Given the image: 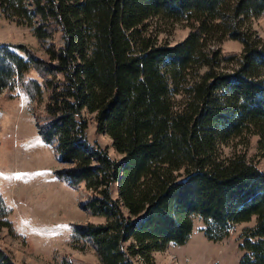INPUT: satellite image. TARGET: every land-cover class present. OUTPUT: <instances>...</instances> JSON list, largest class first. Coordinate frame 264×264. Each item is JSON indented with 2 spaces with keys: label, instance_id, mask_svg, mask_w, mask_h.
I'll return each instance as SVG.
<instances>
[{
  "label": "trees",
  "instance_id": "1",
  "mask_svg": "<svg viewBox=\"0 0 264 264\" xmlns=\"http://www.w3.org/2000/svg\"><path fill=\"white\" fill-rule=\"evenodd\" d=\"M0 17L43 48L0 44V94L27 97L41 141L67 166L57 178L102 220L71 226L72 242L98 264H154V252L188 242L195 218L212 241L253 222L238 264H264V171L218 153L241 137L264 147V45L251 27L264 0H0ZM153 19L188 32L159 44ZM225 39L241 51L208 49ZM86 115L119 160L89 142ZM10 213L0 193L1 226ZM0 264L17 263L0 248Z\"/></svg>",
  "mask_w": 264,
  "mask_h": 264
},
{
  "label": "rangeland",
  "instance_id": "2",
  "mask_svg": "<svg viewBox=\"0 0 264 264\" xmlns=\"http://www.w3.org/2000/svg\"><path fill=\"white\" fill-rule=\"evenodd\" d=\"M251 27L264 45V18L253 21ZM150 31L159 44L170 45L181 42L188 32L179 23L156 19L151 21ZM0 44L24 45L37 57L43 55V48L33 35L32 28L17 26L2 17ZM216 48L238 53L242 45L225 39L208 46L211 50ZM30 76L35 77V74L31 72ZM16 93L18 96L14 99L7 98L4 93L0 94V193L11 208L8 216L10 227L0 225V248L8 252L17 264H60L64 255L85 264H98L94 250L90 246L80 248L81 245L72 242L70 235L73 225L88 222L96 224L102 220L90 217L82 209L87 199V193L82 188L73 190L57 178L56 172L67 166L60 164L52 147L41 141L27 97L20 91ZM181 98L177 96V100ZM86 118L89 142L107 149L112 159L119 160L121 156L111 147L109 136L96 133L93 115H86ZM36 146L42 148L43 155L33 152L34 156L29 159L28 156L33 154L31 150ZM218 153L221 159L243 154L264 171V147L259 146L256 137H241L220 144ZM37 172L39 176L51 178L65 193V197L62 198L61 191L52 193L49 185L35 190L26 186V181L32 176L36 177ZM58 197L63 200L49 212H44L47 202ZM251 226L253 222L235 225L228 235L219 241H212L203 232L205 222L195 218L188 242L183 246L169 244L164 250L154 252L153 263L238 264L242 255L238 247L240 236L244 229ZM137 264L143 263L139 260Z\"/></svg>",
  "mask_w": 264,
  "mask_h": 264
},
{
  "label": "bare ground",
  "instance_id": "3",
  "mask_svg": "<svg viewBox=\"0 0 264 264\" xmlns=\"http://www.w3.org/2000/svg\"><path fill=\"white\" fill-rule=\"evenodd\" d=\"M33 150H31L32 153L34 152L35 154L43 155L42 148L40 146L34 147ZM34 153L32 155H30V156L27 155L28 158L30 159L31 157H33ZM38 165L42 166V163L38 162ZM46 185H49L51 187V192L52 193H55L56 191H61L62 195H63L62 198L65 197L64 196L65 193L56 185V183L51 178H44L43 176H39V172H37L36 177L32 176L30 180L28 179L26 181V186H28L31 190H33V189L35 190L37 188H41L42 189ZM62 198L61 197L60 198L59 197L58 198H53V199H51V201H48L47 205H46L47 209L44 212H49L50 209L54 208L57 205L58 202H61V200H63Z\"/></svg>",
  "mask_w": 264,
  "mask_h": 264
}]
</instances>
